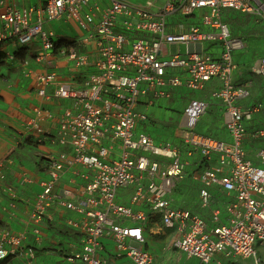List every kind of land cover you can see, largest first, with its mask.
Returning <instances> with one entry per match:
<instances>
[{
	"label": "built area",
	"instance_id": "1",
	"mask_svg": "<svg viewBox=\"0 0 264 264\" xmlns=\"http://www.w3.org/2000/svg\"><path fill=\"white\" fill-rule=\"evenodd\" d=\"M141 5L45 0L19 6L0 0V47H33L32 61L43 68L38 72L25 59L21 75L34 77L39 97L71 102L54 134L43 128L48 114L38 107L23 127L39 143L52 141L60 148L45 165L36 197L26 202L28 222H55L50 211L56 210L57 222L79 237L77 248L61 254L67 264H116L112 259L153 264L144 248L145 226L153 218L176 236L179 252L202 264L218 254L255 257V246L264 244V149L251 161L246 144L264 136V130L249 132L255 115L264 117V106L239 105L250 97L249 86L234 83L235 54L245 44L232 35L224 14L261 21L263 53L253 72L264 78V0H144ZM70 23L81 33L70 42L48 27ZM172 46L177 47L173 55ZM180 46H186L185 55ZM8 57L15 61L13 53ZM70 82L80 87L73 89ZM212 84V97L223 104L229 143L197 133L198 124L211 119L203 100L190 101L177 124L186 152L171 142L156 144L146 133L150 117L141 106L169 101L180 90L203 92ZM185 153L196 159L199 206L209 209V220L172 204L170 196L185 177ZM6 177L0 161V184ZM5 191L14 211L17 194L11 187ZM33 233L39 234L37 228ZM18 255L24 264L36 262L24 236L0 226V263Z\"/></svg>",
	"mask_w": 264,
	"mask_h": 264
},
{
	"label": "crops",
	"instance_id": "2",
	"mask_svg": "<svg viewBox=\"0 0 264 264\" xmlns=\"http://www.w3.org/2000/svg\"><path fill=\"white\" fill-rule=\"evenodd\" d=\"M10 1H14L19 6H32L27 4L28 0ZM48 27L51 28L57 34V37L63 42L68 41L65 39L67 37H70V40L72 41L75 36H81V33L76 31L75 26L71 23L68 25L49 24ZM70 31L73 33V35H70ZM1 51L5 54V63L0 67V161L4 162V169L6 171L7 177L5 182L0 184V226L9 229L13 234L23 235L24 245L33 248L34 251L35 245L39 244L40 241H45L46 234H50L49 232L52 230L57 232L58 240L62 244L64 251L75 249L78 247V234L64 226L61 222H57L58 219L55 209L50 211V214L55 218V222L47 221L42 226H35L28 222V214L30 213L31 208L29 205H26V202L27 200L30 201L36 197V194L39 190V181L45 175V165L48 160L53 158L60 151V148L56 143H52V141L39 143L38 136L36 134L33 132L26 133L24 132L23 128L27 120L34 116V109L38 107L42 108L48 114L47 119L43 124V128L48 134H54L55 123L57 122L61 112L65 108L71 106V102L69 100H45L39 97L37 95L34 77H24L21 75L22 68L20 63L25 59H29L31 61V65L36 71L39 72L43 68L41 65H38L32 61L33 47L21 49L16 48L13 43H8L5 46H2ZM11 53L14 54L15 61L9 60L8 56ZM67 65L69 66V64ZM63 72L66 74V69H63ZM65 79L68 78L65 77ZM248 79H251V83L247 81ZM234 83L236 85L249 86L250 99L248 98L249 100L246 102L244 101V103L240 102L239 104L241 108L245 109L253 105L254 98L261 96L260 93L262 92H260L258 88L264 84V78L256 74L247 75L244 71L237 69L234 73ZM70 84L73 89H78L80 87V83L78 82H70ZM53 89V86L49 87L48 92L51 94ZM214 89L215 85L213 84L206 89V91L211 94V97ZM193 100L205 101L208 104V112L211 115L210 122L206 123L201 121L198 124L196 129L197 133L201 135H210L214 139L219 137L217 140L229 143L230 135L227 132L224 123L223 104L220 101L214 99L219 102L220 109H218V107L216 108L217 105H211L210 103L212 102H208L207 99L194 97ZM168 102V100H160L159 102H154L152 105L145 104L146 106H141L140 109L149 115L150 121L153 123V121L156 122V120L165 119V113L158 109V107L164 106ZM185 108L186 106L184 109ZM220 115L222 119L219 118ZM261 119L264 120V117L261 114H256L254 118L255 124L261 121ZM255 127L256 128L249 127V132H252L254 129L262 128L260 126ZM215 135L217 138H215ZM225 137H228L229 140H224ZM248 142L249 140L247 143ZM180 148L186 152V146ZM195 169L197 170L196 167ZM68 177L69 176H66V178ZM192 181H194L196 184L195 208L188 209L184 207L173 206L189 210L202 216L204 219L209 220V209L204 210L199 206L198 183L194 179ZM6 187H11L17 194V208L14 211L10 210L9 208V204L12 202V200L5 191ZM33 228H37L39 234H34ZM257 246H260V244H257L256 247ZM180 254L186 258H189L181 252ZM216 256L223 255L218 254ZM7 260L22 262L23 257L18 255ZM112 260L115 261L116 264H130V262L126 259Z\"/></svg>",
	"mask_w": 264,
	"mask_h": 264
},
{
	"label": "rangeland",
	"instance_id": "3",
	"mask_svg": "<svg viewBox=\"0 0 264 264\" xmlns=\"http://www.w3.org/2000/svg\"><path fill=\"white\" fill-rule=\"evenodd\" d=\"M124 1L138 6H142L141 4L144 3V0ZM44 2L45 0H28L27 4L39 6L44 5ZM224 19L232 35L242 39L245 44L244 50L238 52L239 54H235V56L238 54L235 58L237 69L244 71L247 75H254V66L263 53V27L261 21L256 16L232 11H226ZM70 35H73L71 31ZM65 39L68 40L67 42L71 41L70 37ZM179 51L181 55H185L187 53L186 46H180ZM170 53L172 55L176 54L177 47H170ZM247 81L250 82L251 79ZM258 90L262 93H260L261 96H258V98H254L253 105L263 104L264 106V84H262ZM187 91L176 93L166 105L158 107V109L165 113V119L156 120V122L153 121V123L150 121V127L147 128L146 132L153 138L156 144L171 142L175 146L185 147L183 139L184 134L177 129V122L180 119L184 107L187 106L188 102L192 101L194 97L207 99L208 102H212L210 103L211 105L215 104L214 106L217 105L216 108L218 107V109H220L219 102L214 100L207 91ZM247 100L244 101L246 102ZM219 118L222 119L221 115ZM255 126H260L262 128L259 129L264 130V120L261 119L257 124H255L254 121L252 127L256 128ZM215 138H217L216 135ZM217 139H219V137ZM224 140H229V138L225 137ZM259 149H264V136L253 140L249 139L246 146V153L251 161L256 160V154ZM257 159H259V157ZM183 161L185 163V177L176 185L170 198L174 206L194 209L196 203V184L192 180L194 179L196 170L194 166L195 159L188 158L186 154H184ZM123 197L127 199L128 194H125V196L123 195ZM145 230L147 236L144 248L150 252L153 258V264H202L198 260L186 258L178 252L176 236L172 232L164 230L157 218L149 220L145 226ZM49 233L50 234H46L45 241H40L39 244L35 245V256L37 259L35 264H67L61 257V254L65 251L58 240L57 232L52 230ZM256 249L255 257L246 259L233 256H215L214 259L207 264H264V244L257 246ZM0 264H24V262L7 260Z\"/></svg>",
	"mask_w": 264,
	"mask_h": 264
},
{
	"label": "trees",
	"instance_id": "4",
	"mask_svg": "<svg viewBox=\"0 0 264 264\" xmlns=\"http://www.w3.org/2000/svg\"><path fill=\"white\" fill-rule=\"evenodd\" d=\"M2 47H0V67L4 65L5 54L1 51Z\"/></svg>",
	"mask_w": 264,
	"mask_h": 264
},
{
	"label": "bare ground",
	"instance_id": "5",
	"mask_svg": "<svg viewBox=\"0 0 264 264\" xmlns=\"http://www.w3.org/2000/svg\"><path fill=\"white\" fill-rule=\"evenodd\" d=\"M262 244H260V246H261ZM257 247L255 246V251H257V249H256ZM242 258V257H241ZM247 259V258H246Z\"/></svg>",
	"mask_w": 264,
	"mask_h": 264
}]
</instances>
